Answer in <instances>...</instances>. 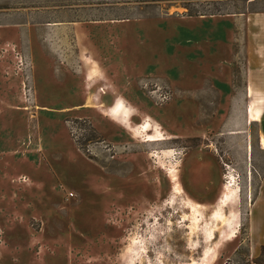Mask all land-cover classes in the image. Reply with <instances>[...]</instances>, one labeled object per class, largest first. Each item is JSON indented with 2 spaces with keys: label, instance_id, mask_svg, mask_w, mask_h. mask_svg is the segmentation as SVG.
<instances>
[{
  "label": "rangeland",
  "instance_id": "374dc122",
  "mask_svg": "<svg viewBox=\"0 0 264 264\" xmlns=\"http://www.w3.org/2000/svg\"><path fill=\"white\" fill-rule=\"evenodd\" d=\"M144 3L0 0V264H264V0Z\"/></svg>",
  "mask_w": 264,
  "mask_h": 264
},
{
  "label": "bare ground",
  "instance_id": "6f19581e",
  "mask_svg": "<svg viewBox=\"0 0 264 264\" xmlns=\"http://www.w3.org/2000/svg\"><path fill=\"white\" fill-rule=\"evenodd\" d=\"M92 68L94 70L98 69V62L93 60L92 61ZM249 101L247 105V112H248V122L253 123L255 121H261L262 115L264 114V90L261 88H258L254 90L252 87L249 89ZM109 113L116 119H119L122 124H124L126 127H130L132 124V120L135 116V112L131 106H129L123 99L118 98L115 100V102L110 106ZM156 126V128H155ZM160 127L158 124H152V123H144L142 126L139 127L138 130H136L139 134H145L150 136V138L147 139V141L157 142V141H167L173 139L175 136L172 134H165V133H159L157 134V131H159ZM154 131V134L150 135L149 132ZM264 148V147H263ZM166 154L169 156L170 153H172V149L165 150ZM171 179L176 181L174 188H173V194H181L184 192V186L179 178L178 175L172 174ZM237 201V195L236 192L230 189V186H224L223 192H222V200L221 204L222 206L232 209L234 204L236 205ZM187 203L189 208H191L194 212L198 213L200 210V205L193 202L191 199H187ZM216 219L218 218L220 221H223L226 219L224 214H219L214 216ZM239 223L236 224L234 229L231 231V235L234 236L236 233H238V227ZM231 238V237H230ZM216 248V247H215ZM216 253H213L211 247H207L204 249L202 258L198 261L193 260L192 262L188 264H213Z\"/></svg>",
  "mask_w": 264,
  "mask_h": 264
},
{
  "label": "crops",
  "instance_id": "0c3cea01",
  "mask_svg": "<svg viewBox=\"0 0 264 264\" xmlns=\"http://www.w3.org/2000/svg\"><path fill=\"white\" fill-rule=\"evenodd\" d=\"M181 38V37H180ZM160 62H155V63H153V64H149V65H147V66H145L144 67V74H146V73H149L148 72V69L150 68V67H152L153 68V72H156L158 69H159V67H160ZM175 66H180V68H181V70H182V72H183V76L181 77V79H183L184 78V76H185V74H186V70L184 69V67H183V65H180V64H174L172 67H175ZM112 70V69H111ZM208 78L210 79V81H211V83L213 84V86L214 87H216L217 89H219L220 91H221V93H223V94H226V96L228 95V81H226V80H224V79H222V78H220L219 76H217V75H213V74H210L209 76H208ZM181 79H178V80H181ZM116 83H117V76H116ZM117 85H119L118 83H117ZM120 86V85H119ZM122 87V89H126V87H123V86H121ZM250 89V88H249ZM82 92V91H81ZM125 93H126V91H125ZM248 93H249V91H248ZM127 95V94H126ZM147 105V104H146ZM109 109H110V107H109ZM261 121H262V119H261ZM255 122H260V121H255ZM116 125V124H115ZM118 126V125H117ZM120 127V126H119ZM121 128V127H120ZM121 133L120 134H125L124 133V130L121 128V131H120ZM126 135V134H125ZM127 136V135H126ZM261 137H262V135H261ZM114 140V139H113ZM263 144H264V139H263V142H262Z\"/></svg>",
  "mask_w": 264,
  "mask_h": 264
},
{
  "label": "trees",
  "instance_id": "16d2710c",
  "mask_svg": "<svg viewBox=\"0 0 264 264\" xmlns=\"http://www.w3.org/2000/svg\"><path fill=\"white\" fill-rule=\"evenodd\" d=\"M134 2H137L139 7H142L143 4H145L144 2H147L148 0H133ZM150 1H155V2H159V1H165V0H150ZM221 13V9L220 7H214L211 10H206V11H201L199 9H189L188 11V15L191 16H198V15H215V14H220Z\"/></svg>",
  "mask_w": 264,
  "mask_h": 264
}]
</instances>
